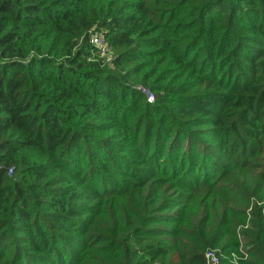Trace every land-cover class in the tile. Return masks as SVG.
I'll return each mask as SVG.
<instances>
[{"label":"trees","instance_id":"1","mask_svg":"<svg viewBox=\"0 0 264 264\" xmlns=\"http://www.w3.org/2000/svg\"><path fill=\"white\" fill-rule=\"evenodd\" d=\"M208 249L264 264V0H0V264Z\"/></svg>","mask_w":264,"mask_h":264},{"label":"built area","instance_id":"2","mask_svg":"<svg viewBox=\"0 0 264 264\" xmlns=\"http://www.w3.org/2000/svg\"><path fill=\"white\" fill-rule=\"evenodd\" d=\"M90 43L94 45L99 54L104 57H109L110 55V49L107 47L103 32L101 31H91L90 32ZM148 100L152 101L153 97L151 95H148ZM8 175H12L11 169L8 170ZM205 262L206 264H224L222 262V259L220 255L217 253L214 249H208L204 253ZM231 260L233 263H237V259L235 254H232Z\"/></svg>","mask_w":264,"mask_h":264},{"label":"rangeland","instance_id":"3","mask_svg":"<svg viewBox=\"0 0 264 264\" xmlns=\"http://www.w3.org/2000/svg\"><path fill=\"white\" fill-rule=\"evenodd\" d=\"M240 248H241V249H243V248H242V245H241V247H240ZM245 258H246V255H245Z\"/></svg>","mask_w":264,"mask_h":264}]
</instances>
